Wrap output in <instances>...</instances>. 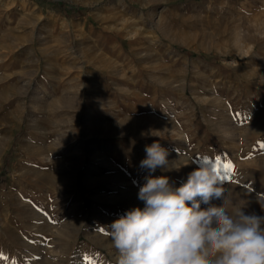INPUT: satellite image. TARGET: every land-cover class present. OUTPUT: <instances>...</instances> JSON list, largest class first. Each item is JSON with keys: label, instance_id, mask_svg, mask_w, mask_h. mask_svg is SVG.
Masks as SVG:
<instances>
[{"label": "rangeland", "instance_id": "374dc122", "mask_svg": "<svg viewBox=\"0 0 264 264\" xmlns=\"http://www.w3.org/2000/svg\"><path fill=\"white\" fill-rule=\"evenodd\" d=\"M261 14L264 0H0V264H117L109 225L143 207L154 142L178 168L152 175L179 187L210 164L264 216Z\"/></svg>", "mask_w": 264, "mask_h": 264}, {"label": "clouds", "instance_id": "9594fccd", "mask_svg": "<svg viewBox=\"0 0 264 264\" xmlns=\"http://www.w3.org/2000/svg\"><path fill=\"white\" fill-rule=\"evenodd\" d=\"M144 151L143 207L109 225L117 264H264V216L246 212L219 171L201 164L175 187L168 176L152 175L178 168L169 149L154 142ZM257 201L264 210V196Z\"/></svg>", "mask_w": 264, "mask_h": 264}, {"label": "bare ground", "instance_id": "6f19581e", "mask_svg": "<svg viewBox=\"0 0 264 264\" xmlns=\"http://www.w3.org/2000/svg\"><path fill=\"white\" fill-rule=\"evenodd\" d=\"M263 5V4H262ZM254 26H256V28L255 27H253L254 28V31L255 32H257V38L259 39V41L261 42V41H264V16H262V14L260 15V17L258 16V17H256V19L254 20ZM251 28H252V26H251ZM250 29V28H249ZM251 31V30H250ZM164 35V34H163ZM240 35V34H239ZM244 35V34H243ZM254 35H256V34H254ZM256 37V36H255ZM251 38V37H250ZM240 39V38H239ZM244 39V38H243ZM252 45V44H251ZM249 50H247V52H248ZM244 55V54H243ZM104 62V61H103ZM254 72V71H253ZM255 74V73H254ZM67 101V100H66ZM60 103H61V101H60ZM66 103V102H65ZM54 105V104H53ZM59 105H61V104H59ZM62 106H63V104H62ZM67 106V105H66ZM56 107V106H55ZM58 108L60 107V106H57ZM56 107V108H57ZM51 109V108H50ZM121 123V122H120ZM109 126H111V125H109ZM108 126V127H109ZM114 126V125H113ZM112 127V126H111ZM122 127V126H121ZM118 131V130H117ZM114 133V132H113ZM42 135H44V134H42ZM37 136H38V134H37ZM36 136V137H37ZM36 137H35V139H36ZM21 142H23V141H21ZM37 145H39V144H37ZM39 147V149H40V146H38ZM37 147V148H38ZM48 147H49V145H48ZM34 149H35V147H33ZM33 148H31V149H33ZM34 151V150H33ZM32 154H33V152H32ZM37 155V154H36ZM30 158V157H29ZM24 173H27L26 171L24 172ZM31 173H32V171H31ZM42 173V172H41ZM40 173V174H41ZM40 174L38 175V174H36V177H37V175H38V177L40 176ZM43 174V173H42ZM31 175H33V174H31ZM30 175V176H31ZM187 175V174H186ZM43 176V175H42ZM44 176H45V174H44ZM26 177V176H25ZM39 178H41V176L39 177ZM31 180V179H30ZM35 180V179H34ZM37 180V179H36ZM39 180V179H38ZM63 181V180H62ZM65 181V180H64ZM39 182V181H38ZM240 189V188H239ZM237 190V189H236ZM250 192V191H249ZM248 191H247V189L245 190V192H244V194L245 195H247L248 197H250L251 196V194L249 193ZM243 194V193H242ZM241 195V194H240ZM253 195V194H252ZM254 196V195H253ZM247 197V198H248ZM251 198V197H250ZM254 198H255V196H254ZM257 198V197H256ZM253 199V198H252ZM246 200V199H245ZM254 200V199H253ZM252 200V201H253ZM257 200V199H256ZM250 201V200H249ZM251 201V202H252ZM250 202V203H251ZM247 203H248V201H247ZM254 203H256V201L254 202ZM259 202H257L256 203V206H257V204H258ZM254 208V207H253ZM261 208V207H260ZM258 209V208H257ZM256 209V210H257ZM248 210V209H247ZM251 210V209H250ZM254 211V210H253ZM107 246V245H106ZM1 260V259H0ZM46 260V259H45ZM53 263V262H52ZM55 264V263H54Z\"/></svg>", "mask_w": 264, "mask_h": 264}, {"label": "snow or ice", "instance_id": "6c2138e0", "mask_svg": "<svg viewBox=\"0 0 264 264\" xmlns=\"http://www.w3.org/2000/svg\"><path fill=\"white\" fill-rule=\"evenodd\" d=\"M227 167L231 169V168H232V165H231V164H228ZM223 178H225V177H222V179H223ZM0 258L7 259L6 257H0Z\"/></svg>", "mask_w": 264, "mask_h": 264}, {"label": "trees", "instance_id": "16d2710c", "mask_svg": "<svg viewBox=\"0 0 264 264\" xmlns=\"http://www.w3.org/2000/svg\"><path fill=\"white\" fill-rule=\"evenodd\" d=\"M58 5H60V6H64V3L63 2H56Z\"/></svg>", "mask_w": 264, "mask_h": 264}]
</instances>
